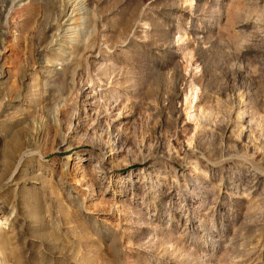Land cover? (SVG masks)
I'll use <instances>...</instances> for the list:
<instances>
[{"label": "rangeland", "instance_id": "374dc122", "mask_svg": "<svg viewBox=\"0 0 264 264\" xmlns=\"http://www.w3.org/2000/svg\"><path fill=\"white\" fill-rule=\"evenodd\" d=\"M80 1L2 27L0 264H264V0Z\"/></svg>", "mask_w": 264, "mask_h": 264}, {"label": "bare ground", "instance_id": "6f19581e", "mask_svg": "<svg viewBox=\"0 0 264 264\" xmlns=\"http://www.w3.org/2000/svg\"><path fill=\"white\" fill-rule=\"evenodd\" d=\"M4 1H5L4 4L0 5V36L1 37L4 34L2 31V27L6 26L7 18L11 16L13 10L21 0H4ZM86 12H87L86 6L80 0H59L57 5L52 8V12H51L52 15L50 17V22L47 23L45 27V31H47L48 33L53 31L55 37H60L61 35L65 37L67 32H69V34L75 35V37L78 36L81 37L83 32L82 33L76 32L77 26L75 25L72 26L71 23L80 20L83 23L85 21ZM80 13H81V17H77L78 15L80 16ZM1 42L2 41H0V43ZM60 42L61 44L66 43L65 40ZM0 55H1V51H0Z\"/></svg>", "mask_w": 264, "mask_h": 264}]
</instances>
